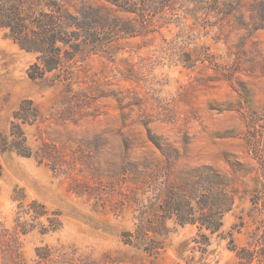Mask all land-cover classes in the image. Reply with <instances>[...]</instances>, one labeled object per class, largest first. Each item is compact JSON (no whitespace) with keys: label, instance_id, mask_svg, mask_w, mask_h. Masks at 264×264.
<instances>
[{"label":"rangeland","instance_id":"rangeland-1","mask_svg":"<svg viewBox=\"0 0 264 264\" xmlns=\"http://www.w3.org/2000/svg\"><path fill=\"white\" fill-rule=\"evenodd\" d=\"M0 14V264H264V0Z\"/></svg>","mask_w":264,"mask_h":264},{"label":"trees","instance_id":"trees-1","mask_svg":"<svg viewBox=\"0 0 264 264\" xmlns=\"http://www.w3.org/2000/svg\"><path fill=\"white\" fill-rule=\"evenodd\" d=\"M39 31L36 32L38 41L24 42L23 33L24 25L17 23L10 16L0 14V28H7L10 30L13 40L18 43L22 49L35 52L39 54L38 61L35 67H40L42 70L54 71L60 67L59 53L57 45L59 42H64L61 34L62 31L57 30L56 27L51 26L50 23L38 24ZM61 31V32H60ZM29 43V44H28ZM35 46H30V45ZM29 77L34 80L42 79L43 75L36 76L32 71H29Z\"/></svg>","mask_w":264,"mask_h":264}]
</instances>
